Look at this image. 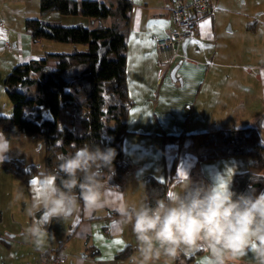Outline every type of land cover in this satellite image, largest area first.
I'll return each mask as SVG.
<instances>
[{"label": "crops", "instance_id": "0c3cea01", "mask_svg": "<svg viewBox=\"0 0 264 264\" xmlns=\"http://www.w3.org/2000/svg\"><path fill=\"white\" fill-rule=\"evenodd\" d=\"M132 4L125 37L130 105L121 141L130 168L120 184L110 179L107 202L100 209L90 212L81 203L72 217L51 219L50 223L38 213L49 232L43 250L38 251L24 230L36 219L29 212L37 190L45 191L49 185L44 181L54 184V177L41 173L24 182L0 166V264H43L40 255L44 252L63 255L59 264H128L136 241L119 207L124 202H144L147 176L164 179L166 167L176 157L169 198L181 193L190 180L206 185L223 180L230 186L234 173L247 169L249 157H206L213 137L219 136L217 128L255 127L264 140V0H213L214 12L199 17L195 32L184 49L179 45L178 55L167 67L159 63L155 40L173 26V0H132ZM187 10L192 13L189 6ZM27 18L63 24L76 20L56 12L41 15L39 0H0V114L12 109L3 79L15 64L41 58L46 52L69 51L63 50L69 43L33 39L25 26ZM154 21L166 24L150 23ZM205 22L206 27L201 28ZM6 41L10 46L4 45ZM149 41L154 43L149 45ZM48 64L53 67L55 61L48 60ZM2 133L10 150L0 155V161L22 158L44 167L40 138ZM258 194H264V184ZM110 211L115 214L108 215ZM116 240L123 245L114 244ZM126 247L131 248L129 256L119 257ZM173 264H212V258L201 243L187 253L180 252ZM239 264H251V255L241 258Z\"/></svg>", "mask_w": 264, "mask_h": 264}, {"label": "trees", "instance_id": "16d2710c", "mask_svg": "<svg viewBox=\"0 0 264 264\" xmlns=\"http://www.w3.org/2000/svg\"><path fill=\"white\" fill-rule=\"evenodd\" d=\"M132 5V0H39L41 15L56 12L76 20L71 25L27 18L25 26L31 37L70 43L72 48L46 52L41 58L17 63L5 74L3 85L12 110L0 114V130L15 138H40L45 165L40 169L22 158H7L0 161L4 171L24 182L35 174H51L54 184H58L56 157L93 143L116 150L111 178L117 184L122 182L131 166L123 156L121 141L130 105L125 37ZM48 60H54L55 65L49 66ZM62 110L65 116L59 122ZM217 130L219 136L213 137L205 156L247 155V169L235 172L229 187L237 194H258L264 184L261 131L250 126ZM174 137L181 139V135ZM176 166L174 157L165 169L164 179L145 178L144 202L168 197ZM130 251L126 247L117 255L127 257Z\"/></svg>", "mask_w": 264, "mask_h": 264}, {"label": "clouds", "instance_id": "9594fccd", "mask_svg": "<svg viewBox=\"0 0 264 264\" xmlns=\"http://www.w3.org/2000/svg\"><path fill=\"white\" fill-rule=\"evenodd\" d=\"M10 145L0 132V155ZM117 152L112 147L83 144L56 157L58 184H50L33 200L29 215L36 219L26 226L25 236L39 251L49 232L38 213L51 219L67 220L79 212L105 206L109 181L114 173ZM126 225L135 236V252L128 264H173L180 252L207 246L212 264H239L251 255V264H264V194H237L229 184L194 183L172 197L138 205L119 207Z\"/></svg>", "mask_w": 264, "mask_h": 264}, {"label": "built area", "instance_id": "2783aa9c", "mask_svg": "<svg viewBox=\"0 0 264 264\" xmlns=\"http://www.w3.org/2000/svg\"><path fill=\"white\" fill-rule=\"evenodd\" d=\"M188 6L192 13L187 10ZM214 12L213 0H191L186 5L182 0H173L171 7V16L173 20V26L170 31L155 40V47L159 59V63L167 67L174 58L178 55L179 45L186 37L193 35L196 29V23L199 17L206 13ZM6 47L10 46L6 41L4 44ZM114 211H110L108 215H114ZM41 263L43 264H59L64 261L63 255L60 253H41Z\"/></svg>", "mask_w": 264, "mask_h": 264}, {"label": "snow or ice", "instance_id": "6c2138e0", "mask_svg": "<svg viewBox=\"0 0 264 264\" xmlns=\"http://www.w3.org/2000/svg\"><path fill=\"white\" fill-rule=\"evenodd\" d=\"M151 24H154V25H159L160 27H163L165 24H166V22H163V21H160V22H150ZM206 25H207V22H205V24H202L201 25V28H204V27H206ZM152 43H154V42H152V41H149V45H151ZM154 55V54H153ZM32 183H33V185H35V184H37L38 182L37 181H32ZM44 184L45 185H50V184H52V181L51 180H47V181H44ZM219 187L220 188H226L227 187V184H226V182L225 181H219ZM40 194H41V190H37V198H39V196H40ZM169 196H172V194L171 193H169ZM43 219L46 221L47 219H48V217H47V215H45L44 217H43ZM113 243L114 244H117V245H123V241H121V240H116V241H113Z\"/></svg>", "mask_w": 264, "mask_h": 264}, {"label": "rangeland", "instance_id": "374dc122", "mask_svg": "<svg viewBox=\"0 0 264 264\" xmlns=\"http://www.w3.org/2000/svg\"><path fill=\"white\" fill-rule=\"evenodd\" d=\"M58 24H63V23H58ZM65 24H70V22L69 23H65ZM72 25V24H71ZM64 45H70V47L69 46H65V47H63V50H69L70 51V49L72 48V45L69 43V44H64ZM10 101V100H9ZM12 110V109H11ZM65 116V111L64 110H62L61 111V114H60V117H59V122H62V120L64 119L63 117Z\"/></svg>", "mask_w": 264, "mask_h": 264}, {"label": "water", "instance_id": "95a60500", "mask_svg": "<svg viewBox=\"0 0 264 264\" xmlns=\"http://www.w3.org/2000/svg\"><path fill=\"white\" fill-rule=\"evenodd\" d=\"M188 40H189V37H186V38H184V39L182 40V42H181V48H182V49H184L185 44L187 43ZM174 71H175V66L172 67V69H171V73L173 74Z\"/></svg>", "mask_w": 264, "mask_h": 264}]
</instances>
